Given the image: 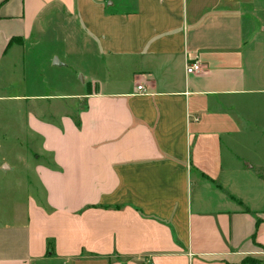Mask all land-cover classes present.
Returning a JSON list of instances; mask_svg holds the SVG:
<instances>
[{"label":"crops","instance_id":"0c3cea01","mask_svg":"<svg viewBox=\"0 0 264 264\" xmlns=\"http://www.w3.org/2000/svg\"><path fill=\"white\" fill-rule=\"evenodd\" d=\"M263 8L0 0V89L54 27L89 64L77 106L30 113L42 148L0 215V264H264Z\"/></svg>","mask_w":264,"mask_h":264},{"label":"rangeland","instance_id":"374dc122","mask_svg":"<svg viewBox=\"0 0 264 264\" xmlns=\"http://www.w3.org/2000/svg\"><path fill=\"white\" fill-rule=\"evenodd\" d=\"M261 15H264V8ZM58 32L60 33L58 27H54L52 33L50 31L44 37L43 44L34 49L30 46L27 50L28 65L25 74L20 72L19 77L16 74V80L5 89L1 85L0 90L6 96L30 93L45 96L34 97L31 101L8 98L0 100V215L7 210L5 208L8 207L11 211L16 206L14 203L19 196L14 185L24 182L27 168L34 165L32 154L42 148L39 136L29 128L30 113L35 111L49 118L52 103L58 104L59 108H64L63 105L77 106L76 94L84 90L83 72L79 69L85 66L86 72L89 64L84 63L81 46L71 43L72 40L66 37L68 35ZM54 53L56 54L53 55ZM56 59L62 64L54 65ZM82 103L79 108L83 107ZM2 164L16 169L5 171ZM16 181L18 182L15 183ZM6 218L10 219V216Z\"/></svg>","mask_w":264,"mask_h":264},{"label":"built area","instance_id":"2783aa9c","mask_svg":"<svg viewBox=\"0 0 264 264\" xmlns=\"http://www.w3.org/2000/svg\"><path fill=\"white\" fill-rule=\"evenodd\" d=\"M202 71V64L199 61L189 63L186 67V72L188 74L199 73ZM138 90H144L143 86H138Z\"/></svg>","mask_w":264,"mask_h":264},{"label":"trees","instance_id":"16d2710c","mask_svg":"<svg viewBox=\"0 0 264 264\" xmlns=\"http://www.w3.org/2000/svg\"><path fill=\"white\" fill-rule=\"evenodd\" d=\"M248 261H251V262H253L254 264L257 263L256 261H254V260H252V259L246 260L245 262H248Z\"/></svg>","mask_w":264,"mask_h":264}]
</instances>
